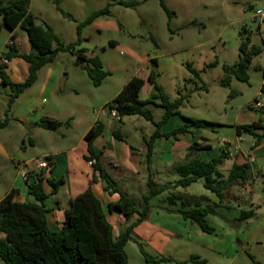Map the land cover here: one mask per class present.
Wrapping results in <instances>:
<instances>
[{
	"label": "rangeland",
	"instance_id": "374dc122",
	"mask_svg": "<svg viewBox=\"0 0 264 264\" xmlns=\"http://www.w3.org/2000/svg\"><path fill=\"white\" fill-rule=\"evenodd\" d=\"M137 1L133 5H124L120 0H30L29 10L38 20L49 24L61 41L70 43L79 40L73 48L59 51L54 60L47 64L48 67L57 65L54 90L61 105L59 114L68 110L77 113L76 106H83L90 110L85 122H92L97 112L100 121L103 118L108 121L110 117L105 114L108 112V101L104 100L134 75L144 79L140 96H149L154 86L148 74L154 70L157 83L170 100L179 94L185 96L179 108L182 114L219 123L213 129L202 128L210 134L212 141L225 137L230 142L235 136V123L250 122L264 115V106L261 109L252 106L255 100L264 104V92L260 90L264 80V18L256 15L264 11V0H164L173 10L170 17L160 6L159 0ZM104 7L107 10L90 22L83 23L93 11ZM6 29L3 26L0 33V46L6 41ZM244 40L248 43L247 48L252 45L261 48L247 66V81L238 79L223 68V64H232L238 59L239 45ZM78 51L100 58L103 69L108 71L100 84L92 82L76 57ZM150 56L156 57V64L144 62ZM41 72L30 89L35 96L40 92L46 69ZM226 77L229 82L224 84ZM231 90L235 93L230 95ZM145 107L150 108L155 119L164 112L162 106H153L152 103ZM19 108L18 112L24 111ZM29 116L30 121L44 117ZM129 116L130 122L125 125L115 120L114 124L122 126L123 130L129 127L126 140L137 145L139 133L149 135L154 125L140 115ZM83 126L79 124L67 132L65 126L60 125L57 133H67L66 144L78 142ZM130 134H136L139 139H133ZM245 135L248 141L254 140L252 135ZM26 144L31 150L29 143ZM246 144L242 142V145ZM40 146L33 147L31 152L39 154ZM249 150L245 149V156L251 155ZM211 152H199L198 156L206 157ZM260 176L258 172L256 178ZM257 180L256 183L261 184L260 178ZM202 181L199 178L185 186L186 192H182L199 194L197 199L188 198L190 205L219 203L215 213L205 216L213 231H202L193 221L184 225L182 220L178 222L177 218L162 212L163 204L180 206V201L170 204L165 198V195L167 197L170 192L176 191L165 190L150 199L147 218L134 228L133 238L125 244L126 264H195L192 261L177 262L187 260L192 255L204 259L201 264H264V189L255 183V179L249 180L250 190L249 194L246 193L249 198L245 206L248 208L255 203L257 207L253 215L240 218L238 206L241 202L231 200L235 198L234 190L228 189L219 197L205 188ZM136 188L133 191L129 189V192H133L129 196L140 207L146 184H137ZM120 215L123 222L118 221L116 214L115 217L108 214L115 234L127 221L137 216L133 213L127 220ZM138 242L153 256L171 257L173 261L147 263L139 251ZM0 264H5L1 258Z\"/></svg>",
	"mask_w": 264,
	"mask_h": 264
},
{
	"label": "trees",
	"instance_id": "16d2710c",
	"mask_svg": "<svg viewBox=\"0 0 264 264\" xmlns=\"http://www.w3.org/2000/svg\"><path fill=\"white\" fill-rule=\"evenodd\" d=\"M120 1L124 5H133L138 2L137 0ZM29 2L30 0H0L2 23L9 29L16 26L21 27L26 32L31 50L34 52H19L14 45H6L5 50L2 52V57L7 60L17 56L28 62V73L25 79L20 82L9 80L4 71L5 62L0 63L1 83L7 84L10 88L9 104L20 92H23L36 80L37 72L41 66L52 62L59 51L71 49L79 42V40L70 43L61 41L49 24L38 20L29 10ZM159 4L168 17L173 14V10L165 4L164 0H159ZM105 10H107L106 7L93 11L83 23L90 22ZM80 24L77 28L78 32ZM151 39L155 42L152 36ZM247 44L245 40L240 43L238 59L235 62L223 64L226 72L234 74L238 79L244 81H247L249 77L246 69L252 56L261 51L259 46L252 45L247 48ZM76 57L82 62L88 76L95 85L100 84L108 74V71L103 69L98 56H86L82 51H78ZM150 60L151 63L156 64L155 57ZM188 66L196 73L190 65ZM148 79L153 83L154 91L146 98L139 97L144 79L134 75L108 101L107 105L109 111L111 109L116 110L118 118L127 115H140L153 123V131L143 139L146 148L144 162L150 170V161L156 138L164 136L165 138L176 139L179 134L192 132L193 128L213 129L219 123L182 114L179 108L185 96L179 94L174 100H170L157 83L154 70H150ZM228 82V77L223 79L224 84ZM260 90L264 92V80ZM234 93L233 90L230 91V95ZM149 103L164 108V112L158 120H154L151 110L145 107ZM173 115H179L183 123L170 131L162 132L161 125ZM6 121L7 117L0 121V126L5 124ZM36 123L39 126L53 130L61 124L67 125L69 121H59L45 116ZM234 128L237 134L245 132L252 135L254 144H258L259 140L264 138V118L260 116L250 122L235 124ZM102 130L103 123L98 121L85 133L84 138L87 142L88 153L84 158L92 161L91 165L94 172L91 181H96L99 177L104 182V190L108 194L117 193V199L108 201L103 205L92 188L88 186L84 191L70 199L61 228L51 230L47 224L46 212L48 209L45 206V199L48 194L44 189V182H48L55 189L63 181V178L53 181L45 177V169L41 168L26 173V181L29 177L34 178L33 182L28 183V190L34 196L35 201L16 200L17 188L15 187H12L0 199V234L2 235L0 236V258L5 264H126L125 244L133 238L134 228L147 218L150 210V199L153 196L163 192L170 186L172 188L185 187L201 178L203 186L220 197L231 186L241 185L247 178L246 164L238 163H233L227 175L224 176L219 170V166L226 157V153H221L210 159H201L198 153L210 149L211 145L206 140L203 143L193 141L188 146L183 160L174 165L175 171L179 174L178 179L172 185L168 183L157 184L149 174L145 182L146 192L142 194L141 206L138 207L128 192L120 188L117 181L102 166L99 153H96L93 149L92 141ZM112 132L116 137H121L115 130ZM52 165L51 162L50 166L52 167ZM262 177H264V173ZM166 198L170 204H176L177 201H180V206L173 210L179 213L183 219L195 222L202 231H213L205 216L208 213H215V207L219 206V203L205 206L201 204L190 205L188 200L190 198L197 199L198 197H191L177 191L170 192ZM107 211L119 212L127 220L133 213H136L137 216L131 221H127L115 234L113 225L107 218ZM253 213L254 208L241 209L240 218L249 217ZM138 247L147 263L173 261L171 257L153 256L139 242ZM250 257L254 260L252 255ZM187 261L201 264L204 259L192 255L187 260L177 262L185 263Z\"/></svg>",
	"mask_w": 264,
	"mask_h": 264
},
{
	"label": "crops",
	"instance_id": "0c3cea01",
	"mask_svg": "<svg viewBox=\"0 0 264 264\" xmlns=\"http://www.w3.org/2000/svg\"><path fill=\"white\" fill-rule=\"evenodd\" d=\"M3 26L7 28L1 22L0 33L3 30ZM6 30V41L0 46V63L3 61L2 52L5 50L6 45H14L17 50L22 53H34L31 50L27 34L21 27L16 26L13 29L7 28ZM10 41L12 43H10ZM83 54L86 55L85 53ZM151 58V56L147 57L144 59V62L146 64L150 63ZM155 61L157 63L156 57ZM47 64H49V62L41 66L37 72L36 80H38L39 75L41 76V71L46 69L44 81L40 85L38 96H35L30 92L32 86L37 82L35 80L23 92H20L9 104L8 99L10 88L7 84L1 83L0 80V121H2L4 117H7L6 123L0 126V199L12 187H15L17 188L15 195L16 200L35 201L34 196L30 194L28 190V183L33 182L34 178L29 177L26 181L25 177L22 176V173H28L39 169L38 163L44 157H48L53 165L50 169H45V177L52 179L53 181H56L61 177L63 178V181L60 182L55 189H53V186L48 182H44V189L48 194L45 199V206L48 209L46 212L47 224L51 230H58L64 223L66 209L69 205L70 199L84 191L88 186L92 188L94 194L101 200L103 205L108 201L116 200L118 194H108L107 191L104 190V182L99 177H97L96 181H91L94 170L91 163H89V160L84 158L88 153L87 142L84 135L90 127L100 121L97 116L98 112L92 122H89V120L85 122V120L88 119L90 110L83 106H76V109L78 110L77 113H73L72 110L69 112L70 110H68L65 113L59 114L61 111V105L54 90V87H56L55 76L57 69L55 68L57 65L54 67H48L49 65ZM4 71L12 82L23 81L28 73V62L21 57H12L5 62ZM123 85L124 84L117 88L112 96L104 101H109L113 98ZM141 91L142 88L139 92V96ZM146 97L147 96L143 97V99ZM140 98L142 97L140 96ZM152 105L154 106V104ZM18 106L24 111L18 112ZM30 114L31 116L40 115V117H51L59 121L68 120L69 123L67 125L61 124L62 126H65L68 130L67 132L72 130L74 126L81 124L82 127L85 123L83 126L84 128H82L81 138L78 142L66 144L65 141L68 138L67 133H57L59 127L51 130L39 126L36 123L38 120L30 121ZM105 114H108L110 119L108 121L104 118L101 120L103 123V130L93 139L92 146L94 151L99 153V160L102 166L117 181L118 186L125 189L128 194L133 195L132 191L133 189H137V184L144 185L149 174L152 180L157 184L168 183L169 185H172L179 177V174L174 169V165L183 160L188 146L193 141L203 143L206 140L210 143L211 147L200 153H208L209 150L212 152L209 153V155L206 154V157H200L199 154V158L210 159L221 153H226V157L219 166V170L224 176L227 175L233 163L246 164L247 178L244 180L243 184L237 185L238 188H236V185L229 188V191L234 190L233 193L235 194V198H232L231 200L241 202V205L238 206V210L249 209L252 208V206H254V209L257 207V205H254L255 203H253L252 206L249 205L248 208H246L245 205L246 200L249 198V180L255 179L256 183L258 182L257 179H261L262 174L264 173V138H261L258 144H254V140L252 142L247 140L245 132L237 134L235 128L234 138L230 139V142L224 145L220 144L217 139V141L210 140V134L202 128H193L192 132L179 134L176 139L160 136L154 141L149 170L144 162L146 148L143 139L151 134L154 127L149 135L140 132V141L137 145H134L126 140L125 134L129 133V127H126L123 130L122 126L120 127L119 125H125V123L130 122V116L127 115L118 118V116L109 115V110ZM259 116L264 118L263 114ZM114 120L118 121L119 124H114ZM182 123L183 120L179 115H173L161 125V131H170ZM140 124L141 123H139L136 128H138ZM113 130H115L121 137H116L112 132ZM130 136L135 140L139 139L136 134H130ZM26 142L29 143L31 150L33 147L36 148L41 144L42 146L39 148L40 153L33 154ZM242 142L247 144L242 145ZM247 148L250 149L248 153L254 155L253 160L248 162V156H245L247 154L245 149ZM258 172L261 173V176L256 178ZM258 185L264 189L262 184ZM129 189H132V191L129 192ZM166 190L182 192L185 191V187L178 186L172 188L170 186ZM159 194H162V192ZM187 195L191 197L199 196L197 193H187ZM161 206L163 207V209L160 208L161 211L163 210L162 212H166L173 218H177L178 222H180L179 220H182L184 225L190 222L188 219H183L181 215L179 218V213L173 210L179 206L169 207L166 204ZM108 214H111L112 217H115L116 214L118 221L123 220L118 212H107V218H109ZM110 222L113 223L112 219H110ZM0 236L2 235L0 234Z\"/></svg>",
	"mask_w": 264,
	"mask_h": 264
},
{
	"label": "built area",
	"instance_id": "2783aa9c",
	"mask_svg": "<svg viewBox=\"0 0 264 264\" xmlns=\"http://www.w3.org/2000/svg\"><path fill=\"white\" fill-rule=\"evenodd\" d=\"M256 15H260L261 18H264V11H260V12H257ZM10 43H12L10 41ZM3 62H7V59L5 58H2ZM254 108L256 109H261L263 108L264 104H262V102H260V100H255V102L253 103L252 105ZM110 115L111 116H118L117 115V112L115 109H111L109 111ZM219 142L220 144L224 145V144H227L229 143V140L225 137H221L219 139ZM253 160V155H250L248 158H247V162L248 161H251ZM50 163H51V160L48 158V157H44L39 163H38V167L41 168V169H50ZM89 163H92V161L89 160ZM22 176L23 177H26V173H22ZM261 184L264 186V177H261Z\"/></svg>",
	"mask_w": 264,
	"mask_h": 264
}]
</instances>
